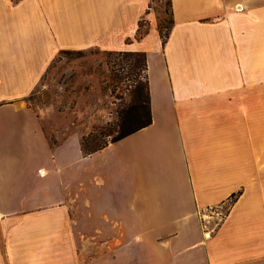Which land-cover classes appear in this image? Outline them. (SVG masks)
Listing matches in <instances>:
<instances>
[{"label": "crops", "instance_id": "crops-1", "mask_svg": "<svg viewBox=\"0 0 264 264\" xmlns=\"http://www.w3.org/2000/svg\"><path fill=\"white\" fill-rule=\"evenodd\" d=\"M169 11L0 0V264H264V0ZM89 48L145 53L150 122L84 155L27 98Z\"/></svg>", "mask_w": 264, "mask_h": 264}, {"label": "rangeland", "instance_id": "rangeland-1", "mask_svg": "<svg viewBox=\"0 0 264 264\" xmlns=\"http://www.w3.org/2000/svg\"><path fill=\"white\" fill-rule=\"evenodd\" d=\"M151 7L165 35L169 0H151ZM137 59L97 48L59 52L27 98L49 143L54 146L73 134L86 144L111 142L145 122V71L134 67ZM225 214L210 216H219L217 223Z\"/></svg>", "mask_w": 264, "mask_h": 264}, {"label": "trees", "instance_id": "trees-1", "mask_svg": "<svg viewBox=\"0 0 264 264\" xmlns=\"http://www.w3.org/2000/svg\"><path fill=\"white\" fill-rule=\"evenodd\" d=\"M170 24H171V18H170L169 27L167 28V33L165 35L161 34L162 42H164L165 37H167V35H168V31L170 29ZM160 31H161V29H160ZM144 32H145V29L142 28V23H140L135 37L140 38L144 34ZM106 52L123 54V55L138 56L139 59L135 60L134 67L136 68V67L140 66L141 69H143L144 71L146 70V55L144 52H131V51H106ZM145 83H146V79H145ZM145 91H146L147 102H148L147 83L145 84ZM149 122H150V113H149V107H148V118H147V120L145 122H142L141 124H139L135 129L123 131L117 139L124 137L125 135L147 125ZM117 139H115V140H117ZM107 143L108 142L106 140H103L102 142H93L91 140V144H86L85 142H83L81 140L80 146H81V150H82L83 154L87 155V154L93 153V152L103 148L104 146L107 145Z\"/></svg>", "mask_w": 264, "mask_h": 264}, {"label": "built area", "instance_id": "built-area-1", "mask_svg": "<svg viewBox=\"0 0 264 264\" xmlns=\"http://www.w3.org/2000/svg\"><path fill=\"white\" fill-rule=\"evenodd\" d=\"M223 213H224V212H223ZM223 213H222V212H220V213H218V214H223ZM207 233L209 234V232H207ZM205 235H206V234H205ZM208 236H209V235H208ZM208 236H207V237H208Z\"/></svg>", "mask_w": 264, "mask_h": 264}]
</instances>
